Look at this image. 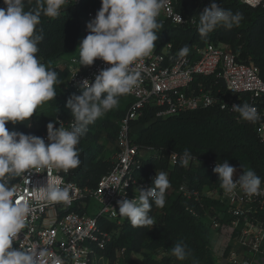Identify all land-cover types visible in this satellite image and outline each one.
<instances>
[{
	"label": "clouds",
	"instance_id": "1",
	"mask_svg": "<svg viewBox=\"0 0 264 264\" xmlns=\"http://www.w3.org/2000/svg\"><path fill=\"white\" fill-rule=\"evenodd\" d=\"M0 8V264H67L64 257L55 255L46 247L31 249L14 247L21 233L28 228V217L34 204L68 205L72 202L71 185H65L62 176L52 170H69L80 166L77 147L87 133L89 125L118 107L119 98L130 94L138 86L140 75L131 66L153 53L162 27L158 16L164 0H101V7L86 28L88 34L79 45L81 67H90L100 60L110 67L95 75L94 81L85 79L78 87L81 94H72L66 102L72 122L69 128L47 125V143L42 137L10 131L6 124H24L44 102L56 97L58 74L37 58L38 45L44 39V30L38 27L41 17L55 19L68 4V0H3ZM27 4L34 7L26 9ZM243 17L225 9L212 0L199 13L198 33L207 38L218 27L232 29L239 26ZM185 45L179 57L189 54ZM231 110L247 122L261 119L257 109L247 102L233 105ZM55 118V117H54ZM53 118V119H54ZM179 155L182 167L194 159L185 150ZM47 169L46 183L30 190V199L21 196L12 183L17 177L29 185V175ZM237 169L227 160L217 163L213 172L227 196L239 188L246 196L264 195L262 179L255 171H243L234 182ZM167 173L156 172L152 186L136 189L138 198L117 201L119 215L127 218L133 227L153 226L155 220L149 213L153 204L163 208L166 192L170 188ZM171 255L179 261L189 258L191 251L181 241L171 248ZM78 264V261H77ZM193 264H199L193 260Z\"/></svg>",
	"mask_w": 264,
	"mask_h": 264
},
{
	"label": "trees",
	"instance_id": "2",
	"mask_svg": "<svg viewBox=\"0 0 264 264\" xmlns=\"http://www.w3.org/2000/svg\"><path fill=\"white\" fill-rule=\"evenodd\" d=\"M216 2L225 9L240 13L243 17L240 25L232 29L218 27L207 38H201L197 30L200 2L175 0L176 10L186 18H193L195 24L180 27L158 21L162 27L157 32L156 48L161 50L169 44L171 51L179 53L187 45L190 54L194 46L201 47L207 42L224 44L229 46L238 62L251 63L257 67L264 83V5L252 8L238 0ZM34 6L26 3V9ZM2 7L5 5L0 0V8ZM99 8L98 0H80L77 4L68 2L58 18L41 17L38 27L43 28L44 39L38 45L37 58L46 67L56 71L58 78H66V71H60L58 66L66 55L74 53L77 40L87 23V13L92 12L95 17ZM201 82L213 95L224 97L220 81L209 79ZM74 93L81 94L68 87L53 100L47 101L53 118L58 116L64 120H72L66 102ZM232 99L236 105L252 102L259 107L264 106V96L251 99L245 93ZM131 103L129 95L120 97L118 107L89 125L87 133L81 138L77 146L81 164L74 169L73 176V180L81 187L94 188L100 177L110 170L111 163L105 156L106 149L115 151L114 143L119 130L117 122L125 117ZM33 117L24 122L30 127L11 123L6 124V127L10 131L38 136L51 120L42 122L41 118L35 121V125ZM128 136L138 147L140 155L141 152H150L149 156H141L142 171L149 172V175L160 171L167 173L171 186L166 192L165 206H152L149 215L155 220L153 226L133 227L127 218H122L119 222L100 220L102 228L111 237L104 256L111 264L121 262L116 258V253H119L121 263L124 264H193V260L199 264H217L210 247L212 232L203 223V216L204 210H209L213 215L212 212L218 210L219 205L206 199L199 202L187 200L177 195L175 190L182 183L202 190L219 179L208 168V163H222L225 160L242 173L247 170L255 171L264 182V144L256 133V126L238 120V113L217 107L167 117H157L156 110L147 108L140 117L129 122ZM185 150L193 154L198 161L196 164L190 162L188 167H182L179 161L175 165L168 162L171 154H182ZM181 241L191 251L189 258L184 261L171 255V248ZM134 255H140L141 261L138 262Z\"/></svg>",
	"mask_w": 264,
	"mask_h": 264
},
{
	"label": "built area",
	"instance_id": "3",
	"mask_svg": "<svg viewBox=\"0 0 264 264\" xmlns=\"http://www.w3.org/2000/svg\"><path fill=\"white\" fill-rule=\"evenodd\" d=\"M202 12L212 0H198ZM252 8L264 5V0H238ZM77 4L80 0H68ZM101 7V0H98ZM94 18L92 12L87 13V23ZM158 21L172 25L188 27L195 24L193 18H186L176 10L175 0H164V6ZM86 23V25H87ZM86 25L79 36L75 51L66 63H60V71H66V88L80 91L78 87L85 79L94 81V77L103 68L110 67L97 60L93 66L81 67L79 63V45L88 34ZM138 72V86L128 94L132 103L127 114L117 122L118 134L114 143L115 151L110 160V170L100 177L92 189L83 188L73 180L74 169L67 173L52 170V174L63 177L65 185H71L70 204H51L40 206L34 204L28 217V228L20 234L14 247L31 249L46 247L55 255L64 257L67 264H111L104 256L111 237L105 231L100 220L119 222L124 218L119 215L117 201L122 198H138V188L152 186L156 173L141 169V155L138 147L129 140V122L142 115L144 109L156 110L157 117H167L182 112L217 107L220 110H231L235 104L232 98L248 93L251 99L264 96V83L259 77L257 67L249 63L238 62L229 46L205 43L201 47L194 46L186 57H179L171 51V45L158 50L131 66ZM220 81L224 97L213 95L205 89L202 80ZM261 119L256 123V133L264 144V106L259 107L252 102ZM236 105V104H235ZM238 120H242L238 114ZM57 128L60 123L69 128L72 120H64L56 116L52 121ZM250 123V122H249ZM37 137L47 143V128ZM168 157L171 165L177 164L179 155ZM198 161L194 158L192 161ZM217 163L209 162L208 168L213 171ZM234 167V166H233ZM236 168V167H235ZM234 182L243 173L236 168ZM214 173V172H213ZM48 170L29 175L30 183L17 177L12 183L21 196L30 199V190L46 183ZM264 189V182L261 185ZM175 193L185 199L199 202L201 199L214 201L218 210H204L203 223L212 233L224 231L228 235V245L220 255L221 264H264V195L248 197L239 188L232 196H227L219 185V179L199 190L182 183ZM99 205V212L93 213L91 202ZM227 232H226V231ZM116 258L122 262L119 253ZM51 258H49L50 264ZM115 263V262H114ZM116 264V263H115ZM124 264V263H122Z\"/></svg>",
	"mask_w": 264,
	"mask_h": 264
},
{
	"label": "rangeland",
	"instance_id": "4",
	"mask_svg": "<svg viewBox=\"0 0 264 264\" xmlns=\"http://www.w3.org/2000/svg\"><path fill=\"white\" fill-rule=\"evenodd\" d=\"M70 58H71V55H66L63 58V61H68ZM58 80L60 83L58 85H55L56 95L62 93L64 91L65 86H66V78L65 79L58 78ZM49 109H50V107H49L47 102H44L41 106H39L36 110L35 116L32 119L33 123H35V125H36V122L39 121L41 118H43L42 122H46V121H50V120L52 121L53 116H52V113H49L50 112ZM113 154H114L113 150L109 151L108 149H106L105 156H106V158L109 159V161L111 160ZM149 154H150L149 151L141 152V156H143V157L149 156ZM91 208H92L93 213L96 214L99 212V205L97 204V202L92 201L91 202ZM228 244H229L228 243V235L224 231H221V234L220 233H217V234L211 233L210 247H211V250L213 252L215 262L217 264H221V260L219 257L221 255V253L225 250V248ZM134 257L138 262L141 261L140 255H134ZM116 264H122V263L117 262Z\"/></svg>",
	"mask_w": 264,
	"mask_h": 264
},
{
	"label": "crops",
	"instance_id": "5",
	"mask_svg": "<svg viewBox=\"0 0 264 264\" xmlns=\"http://www.w3.org/2000/svg\"><path fill=\"white\" fill-rule=\"evenodd\" d=\"M61 63H66V61H63V60H62V62H61Z\"/></svg>",
	"mask_w": 264,
	"mask_h": 264
}]
</instances>
